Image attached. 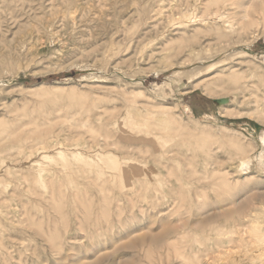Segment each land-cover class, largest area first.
<instances>
[{
  "label": "rangeland",
  "instance_id": "obj_1",
  "mask_svg": "<svg viewBox=\"0 0 264 264\" xmlns=\"http://www.w3.org/2000/svg\"><path fill=\"white\" fill-rule=\"evenodd\" d=\"M263 133L264 0H0V264H264Z\"/></svg>",
  "mask_w": 264,
  "mask_h": 264
},
{
  "label": "bare ground",
  "instance_id": "obj_2",
  "mask_svg": "<svg viewBox=\"0 0 264 264\" xmlns=\"http://www.w3.org/2000/svg\"><path fill=\"white\" fill-rule=\"evenodd\" d=\"M184 12V11H183ZM210 15V14H209ZM222 13H220V14H218L216 17H218L219 19L218 20H220L221 18H222ZM198 16V15H197ZM202 19V18H201ZM227 21H225V23H226ZM229 27V26H228ZM42 84H50V83H42ZM183 108H184V110L185 111H188V110H191V108L187 105V104H184L183 105ZM206 116V115H205ZM31 132V131H30ZM33 132V131H32ZM28 133H29V131H28ZM35 133H37L36 131H35ZM57 133V132H56ZM39 134V133H38ZM43 134V133H42ZM45 135V134H44ZM47 135V134H46ZM39 136H40V134H39ZM42 137H44V136H42L41 135V137L40 138H42ZM45 137H47V136H45ZM55 138V137H54ZM261 139H262V141H263V143H264V133H263V135H262V137H261ZM43 140V139H42ZM48 140V139H47ZM52 140V139H51ZM50 140V141H51ZM44 141V140H43ZM49 141V140H48ZM42 142V141H41ZM47 144V143H46ZM55 144V143H54ZM49 145V144H48ZM34 146H35V144H34ZM31 147V146H30ZM46 147H48V146H46ZM34 148V147H33ZM41 152V151H40ZM33 154V153H32ZM247 164V162L246 161H244L243 159H241L240 161H239V165H246ZM239 167V166H238ZM249 204V203H248ZM247 204V205H248ZM246 205V206H247ZM246 208H248V207H246ZM247 210V209H246ZM244 215H246V214H244ZM236 224V223H235ZM223 234V233H222Z\"/></svg>",
  "mask_w": 264,
  "mask_h": 264
}]
</instances>
